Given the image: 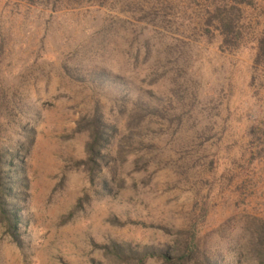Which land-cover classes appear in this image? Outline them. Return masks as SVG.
I'll list each match as a JSON object with an SVG mask.
<instances>
[{"label": "rangeland", "instance_id": "obj_1", "mask_svg": "<svg viewBox=\"0 0 264 264\" xmlns=\"http://www.w3.org/2000/svg\"><path fill=\"white\" fill-rule=\"evenodd\" d=\"M33 1L0 0V264H167L192 237L168 261L261 264L236 255L264 221V0Z\"/></svg>", "mask_w": 264, "mask_h": 264}, {"label": "trees", "instance_id": "obj_2", "mask_svg": "<svg viewBox=\"0 0 264 264\" xmlns=\"http://www.w3.org/2000/svg\"><path fill=\"white\" fill-rule=\"evenodd\" d=\"M32 3L33 0H30ZM221 21L224 23V34L226 36V40L229 39V36L232 34L233 31V23L228 22L225 17L221 18ZM228 42H230L228 40ZM261 50L262 54H264V40L261 43ZM105 125H101L97 123L95 132H94V142L89 148L90 153H94L95 151H101L103 143L105 142L103 139V131L101 127ZM95 127V125H94ZM108 131V130H106ZM102 138V139H101ZM3 155L0 154V223L4 225L6 234L10 237L13 241L16 240L15 236V209L12 208L13 201L19 198V194L17 190V176L12 175V178L8 179V181L3 176H6L7 170L11 167V163H7L6 160L3 159ZM14 164V163H13ZM18 171V170H17ZM11 180V181H9ZM22 184V183H21ZM21 186V185H20ZM239 225H241V235H240V248L237 251V259L239 260L242 255L251 256L257 262V259L260 258L262 260L261 264H264V221L260 218L255 216L246 215V219L239 220ZM179 241V239H177ZM192 243L194 242V237L191 238ZM192 243L187 244L186 247H182L181 245L175 243L178 246V250L175 254H168L165 256V260L167 264H175L176 261L181 262L188 260L190 257L194 255V247H190ZM177 254V255H176ZM171 258H176V261L172 263V261H168ZM181 264V263H180ZM205 264H218L217 260L213 261H206Z\"/></svg>", "mask_w": 264, "mask_h": 264}]
</instances>
